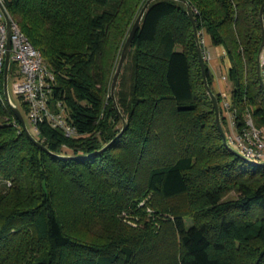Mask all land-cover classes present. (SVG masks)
<instances>
[{"label": "trees", "instance_id": "trees-1", "mask_svg": "<svg viewBox=\"0 0 264 264\" xmlns=\"http://www.w3.org/2000/svg\"><path fill=\"white\" fill-rule=\"evenodd\" d=\"M145 1L3 0L54 75L51 103L61 102L78 134L38 123L35 137L48 151L34 144L0 78V264H235L236 245L248 246L246 264H264V166L223 143L183 2L148 5L115 88L126 128L97 152L122 128L110 86ZM187 1L199 37L205 30L229 57L237 127L247 110L264 127L256 75L264 0ZM15 71L11 60L12 81ZM147 195L172 218L157 233L122 226L118 212ZM108 219L117 229L83 234Z\"/></svg>", "mask_w": 264, "mask_h": 264}, {"label": "built area", "instance_id": "built-area-1", "mask_svg": "<svg viewBox=\"0 0 264 264\" xmlns=\"http://www.w3.org/2000/svg\"><path fill=\"white\" fill-rule=\"evenodd\" d=\"M3 4V0H0ZM4 5V4H3ZM10 17V16H9ZM10 55L16 64L12 89L23 98L27 105V119L37 133L38 123H47L61 131L66 137L78 134L76 128L68 120L64 106L60 101L51 103L54 75L41 53L30 43L20 30L16 21L10 17ZM6 53V25L0 12V78L3 75L4 57ZM260 71L264 78V47L260 54ZM220 110L226 120L227 139L246 159L259 163L264 161V127L257 126L251 113L244 114L243 124L237 127L236 109L229 100H221Z\"/></svg>", "mask_w": 264, "mask_h": 264}, {"label": "water", "instance_id": "water-1", "mask_svg": "<svg viewBox=\"0 0 264 264\" xmlns=\"http://www.w3.org/2000/svg\"><path fill=\"white\" fill-rule=\"evenodd\" d=\"M152 1L153 0H146L144 2V4L142 5L141 9L139 10V12H138L133 24H132V27H131V29H130V31H129L126 39H125V42L122 46L120 57H119L116 69L114 71V74H113V78H112V82H111V86H110V97L112 99V103H113L116 111L119 114H120V111H119V108H118V105L116 102V98H115V88H116L117 80H118L120 71L122 69V66L126 60L127 55H128L129 49L131 47V42H132V39L134 37V34L137 31V29L139 28L140 22L142 20V17L144 15L148 5ZM178 1H181L185 4L187 15H188V17L191 21V24H192L193 34H194V38H195V45H196V50H197V55H198V62H199V66H200L202 78H203V84H204L206 93L208 94V96L212 102L213 109L215 112V122H216V125L218 128V131L222 137L223 143L225 146H227L229 149H231L235 154H237L241 158H243L249 162H252V161L246 159L239 151H237L234 147H232V145L229 143V141L227 139V135H226V132L223 128L222 121H221L219 101H218L217 95H216V93L213 92V90L210 88V86L208 84L207 75H206V68H205V60L203 57L202 46H201V41H200V37H199V31H198V28H197V25L195 22L193 9L187 0H178ZM0 12L2 13L4 22L6 25V53H5V57H4V66H3V75H2V87H3L4 98H5L6 102L8 103V105L10 106V108L12 109L15 117L19 121V123H20L23 131L26 133V135L33 141L34 144H36L37 146L48 151L47 147L44 146L42 144V142H40L30 132V130L26 124V121H25L22 113L20 112L18 106L16 105V103H14V101L10 97V94L8 91L9 67H10V62H11L10 37H9V34H10V17H9V15H8V13H7L5 7L2 3H0ZM259 24H260V30H261V41H260V44H259V47L257 50V55H256V75H257V78H258V81H259V84H260L262 90H264V78H262L261 71H260V54L262 51V47H264V2L261 3L260 8H259ZM121 117H122V115H121ZM126 125H127L126 120L122 117V128L120 129V132L116 135V137L114 139H112L110 142H108L106 145H104V147H102L97 152L104 150L117 137H119L122 134V132L125 130ZM252 163L256 164L258 166H264V161L259 162V163H255V162H252Z\"/></svg>", "mask_w": 264, "mask_h": 264}, {"label": "rangeland", "instance_id": "rangeland-1", "mask_svg": "<svg viewBox=\"0 0 264 264\" xmlns=\"http://www.w3.org/2000/svg\"><path fill=\"white\" fill-rule=\"evenodd\" d=\"M202 46V44H201ZM203 52V50H202ZM204 52H203V57H204ZM205 58V57H204ZM205 60V59H204ZM119 78V77H118ZM8 91L10 94L11 99L14 102H17V97L16 94L13 92L12 89V77L11 74L9 76L8 80ZM232 102V97L231 100ZM221 100L219 101L220 105ZM17 104V103H16ZM220 108V106H219ZM221 113V110H220ZM26 123L28 125V128H30L32 134L36 136V132L34 131L33 127L31 126L29 120L27 119V116H25ZM227 122V118H226ZM227 124V123H226ZM2 187V184L0 183V188ZM117 221L121 223L122 226L125 228H131V229H144L145 227H150V229L154 232L157 233L161 227L162 224L167 221V219L172 218V215L167 212V211H162L155 209L153 206L150 204V195H147L145 199H142L135 208L129 207L127 208H122L117 216ZM192 218L191 217H186L185 221L187 226L192 224ZM118 223L108 219L104 221L103 223H95L93 225H90L89 227L85 228L83 230V234L88 235V236H93L96 238H102L104 233H105V228L102 226H105L110 229H117L116 225ZM254 246V244H252ZM248 249V246H238L236 245L234 255H235V264H246V261L244 259V253L245 250ZM250 255V254H249ZM248 255V256H249Z\"/></svg>", "mask_w": 264, "mask_h": 264}, {"label": "crops", "instance_id": "crops-1", "mask_svg": "<svg viewBox=\"0 0 264 264\" xmlns=\"http://www.w3.org/2000/svg\"><path fill=\"white\" fill-rule=\"evenodd\" d=\"M200 36L204 59L212 77V88L220 95V100H231L232 82L228 79L231 63L227 52L222 44H213L205 30Z\"/></svg>", "mask_w": 264, "mask_h": 264}]
</instances>
